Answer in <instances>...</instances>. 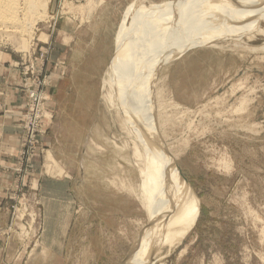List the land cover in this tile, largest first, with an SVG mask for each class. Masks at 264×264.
<instances>
[{
  "label": "rangeland",
  "instance_id": "rangeland-1",
  "mask_svg": "<svg viewBox=\"0 0 264 264\" xmlns=\"http://www.w3.org/2000/svg\"><path fill=\"white\" fill-rule=\"evenodd\" d=\"M184 1L189 8L199 3L198 9L206 0H115L108 6L107 0H51L26 42L20 36L0 37V105L13 102L12 93L24 105L15 167L0 172L7 181L0 185L5 194L0 201V264H124L130 257L126 264H264V19L252 28L247 25L236 41L225 37L218 47H192L154 71L158 100L147 98L148 82L140 93L154 111L146 110L150 124L155 116L159 119V102L168 112L160 115L159 135L146 143L147 149L158 142L162 153L174 152L177 157L169 160L162 155L179 178L172 183L184 185L195 200L191 224L182 233L173 219L187 211L171 180L166 183L161 176L157 198L164 196L170 206L163 238L153 244L159 232L154 237L145 207L150 192L144 196L140 187L145 180L150 189L151 178L142 176L150 157L138 164L128 138L142 135L140 126L135 117L126 119L129 127L123 123V134L114 110L105 107L104 81L131 13L159 11L154 24L150 18L142 27L150 31L170 22L174 16L167 14ZM223 1L235 10L231 2L257 4ZM208 7L199 8L196 28L170 54L191 40H205L209 23L225 31L229 23L236 27L254 19L238 10L235 25L229 9L216 13ZM185 14L196 17L188 9L174 21ZM158 28L155 34L167 52L165 29ZM36 109L40 114L28 130L27 115ZM41 174L70 180L61 185L60 201L43 199L45 186L34 177ZM49 187L52 193L60 191V185ZM156 205L153 214L160 222L164 208Z\"/></svg>",
  "mask_w": 264,
  "mask_h": 264
},
{
  "label": "bare ground",
  "instance_id": "bare-ground-1",
  "mask_svg": "<svg viewBox=\"0 0 264 264\" xmlns=\"http://www.w3.org/2000/svg\"><path fill=\"white\" fill-rule=\"evenodd\" d=\"M250 1H255V0H250ZM262 1L264 2V0H262ZM50 3H51V0H0V37L20 36L22 38V40L24 38H27L28 36H29V38H31L32 34H34V32H35L36 25L38 24V22L42 21V18L46 17L44 15L45 14L47 15ZM190 3H192V2H190ZM231 3L233 4V6H236V10L232 9L231 6L228 3H225L223 0H221V1L206 0L202 4H200L199 8H201L203 10H210V7H208V5H211V8H214L216 10V13L218 11L224 12V8L229 9L231 14H232L231 15L232 19H235L234 15L236 13H239L238 12V10H239L242 13L246 12L245 17L254 18V19H252L251 21H246V22L244 21L242 23V25H238L236 27L232 26L229 23L227 26L228 29H226L225 31H224V29L223 30H217V27L214 24L209 23L208 25H210L209 26L210 32L206 33V36L203 35L205 40L198 39L201 41H199L197 43H193L194 41L191 40V44H189V45L187 44L186 48L184 47V49H179V50L176 49L172 54H170V51L175 48L174 45H176V44L179 45V42H181V40H182V36L183 35L186 36V33H189L191 29L196 28V26L198 24L197 18L199 16L198 15L199 8L198 9L194 8L195 6L199 5V3H197V2L193 3L194 6L193 7L191 6L192 8H189V6H190V5H188L189 3H185V1L180 6H178L177 9L174 7L173 10L169 14H167V15L174 16V18L169 20L170 22H168V23H163L164 24L163 29H165V33L163 31V33H164V35H163L164 40L163 41H165L166 44H168V46L170 48V50H168L169 48L167 49L168 50L167 55H166L167 52L166 51L164 52V50H163L164 45L159 43V40L161 38L157 39L159 36H156V34H155V31L159 32V30L157 31L156 29L158 27H159L158 29H160V26H162L163 24L160 26L156 25L154 27L155 28L154 30H150V31H147L148 29L142 30V27L148 23V20L150 18H152V20H151L152 24L155 23L156 17L160 16V13H159V15H157V13L159 11L158 12L151 11V10L149 11L148 8H145V9H138L134 13L132 12L131 13L132 14L131 15L132 20L128 23V25L125 29V33H124L123 38L121 40L120 48L117 52L115 60H114L113 64H111V66L109 67V69L107 71V77L105 78V81H104L105 87H104V93H103L104 102L106 105L105 107L114 110L115 115L113 118L116 121V123L119 125L123 134H127V131L123 130L124 129L123 123L128 126V124L126 123V119L130 120V118H132V119H134V117L136 118L135 120L138 122V125L140 126V131H141L142 135H138L136 133L134 138L130 135L128 137V138L131 137V140H132L130 142V144H132V149L135 152V154H134V156L136 158L135 161L138 164H139V162H145L146 161L145 156L147 157V160H148V157H150V159L152 160V161L150 159H149L150 161L148 160L149 167L144 173H142V176L144 178H151L150 179L151 180L150 189H148V183L149 182H147L145 180L141 181L140 187L142 189V192L144 193V196L146 195V193L150 192V194H149L150 198L148 199V197H147L148 201L145 203V207H146V211H147L148 215L151 216L150 218L154 222L153 227H152L153 228L152 231L155 232L154 237L159 232V234L155 238L153 244H156V243L158 244L159 240H161L163 238L164 230H162V229L165 226V222H166V218H167L166 212L170 206V201H167V202L164 201L165 200L164 196L161 195V196H159V198H157L158 185L160 184V181L163 178L166 179V181H165L166 183H170V180L172 183V180H174V179L176 180L179 178L175 174V172H173L172 170L169 169L167 162L163 158L164 155H165L164 157L167 160H169L173 156H174V158L177 157L176 155H174V152L172 154V151L165 150L162 153L161 148L158 147L159 146L158 142H157L158 145L155 142L152 143L151 145H149L150 146L149 149H147V147H146V143L150 142L152 140L153 136L155 137V136H157V134L159 135V122L161 120L160 115L161 116L162 115H168V112L165 109L163 110V106L160 105V102L158 101L159 104H157L158 102L156 103L158 105V108L156 110L158 111L157 115H158L159 119L155 116V114L157 112L156 111L155 114H153L155 116L153 121L156 120V121H154L156 123V126H155V123H153V122L150 124L151 119H150V117L148 118L150 113L148 114V116H146V114L149 112L146 110L151 109L152 112H154V111L150 106H149L150 107L149 108L147 105H144L145 102L143 100V94L140 95V93L141 92L143 93V87H144L145 83L148 82L149 83L148 84L149 89L145 92L147 98L155 97V99L158 100L160 94L158 93L157 87H156V89H153L154 86H153L152 74L154 73V71L155 72L158 71L162 67L161 65H163V64L166 65V64L170 63L171 61H173L174 58H176L177 56H180L181 54H183L185 51H187L188 49H190L192 47L203 46V45L209 46V44H212L211 47H218L219 44H221L223 42V39L225 37L229 38L228 40H233V41L235 40L236 41L237 38H239V36L242 37L240 35V33L246 29L247 25L251 24L249 28H252L253 25H255V23L257 21L264 19V16L261 18V13L264 12L263 11L264 7L257 0H256L257 4H253V3L251 4V3L243 2V1L231 2ZM252 7L254 10L252 9ZM260 7H261V9H260ZM188 9H190L191 11L196 13V17H191L189 15H186V14H188V12H187L185 14V17L184 18L182 17L183 19L181 18L178 21H174V19L181 16V14L184 15V12L188 11ZM200 12H203V11L201 10ZM255 12H258V13H255ZM208 14H210V11H208L205 14V16H207ZM256 14H258V15L255 16ZM262 15H264V13ZM225 16L226 15L224 14V17ZM216 17H215V19H216ZM219 17H221V16H219ZM160 19H161V17H160ZM220 19H222V18H220ZM236 21H237V19L233 20L232 22L236 25L238 23V22L236 23ZM221 27H223V26H221ZM230 27H232V28H230ZM162 30L160 29L161 32H162ZM223 31H224V33H222ZM216 32H218V34H216ZM214 34H216V35H214ZM244 34H246V33L244 32ZM209 38H212V39L210 40ZM23 42H26V40H23ZM161 43H162V40H161ZM184 43H185V41H184ZM24 45H26V44H24ZM221 45H223V44H221ZM225 46H227V45H225ZM220 48H224V46H220ZM165 50H166V48H165ZM164 53H165V55H164ZM167 56H170V57L168 59H166ZM157 85H158V83H157ZM134 89L138 90V93H136V95L135 94L132 95V91ZM131 95H132V97H131ZM127 99H129V100L127 101ZM149 104L151 105V101L149 103V100H148V105ZM147 107H148V109H147ZM151 115H152V113H151ZM148 120H149V122H148ZM131 122L134 124L133 121H131ZM153 126L156 127V129ZM153 128L155 129L154 133H153V131H151V130H153ZM150 133H151V135H150ZM136 138L139 140L140 143L136 142ZM141 144L143 145V147L141 146ZM126 145L127 144H125L124 146L127 148ZM158 154L160 156L159 158H158ZM153 160H154V162H153ZM157 166H161V171L156 172L155 168ZM168 174H170V175H168ZM161 176L163 178H161ZM172 186H173L174 190L177 191L176 195L178 196V201L180 202L181 207L183 208V210L187 211L186 212L187 216H183V217L178 216V217H180V220L178 218L173 219L174 220L173 227L178 226L179 233H182L186 229V227H188L189 224H191L190 222H191V219L193 216V210L196 208V204H195V200H193L194 198H192V200L189 199V197H188L189 191L185 188L184 185L179 184V186H178L177 184L174 185L172 183ZM165 190H166V187L164 186L162 191L164 192ZM156 198H157V201H156ZM143 199H145V197ZM156 203H159L164 208V212L162 215L164 218L160 222H158L159 219L156 217V215L153 214L154 211L157 212L158 206L156 205ZM182 224L184 225V227L182 226ZM182 228H184V230H182ZM152 231L150 230L151 233H152ZM167 235H168V237L169 236L171 237V234L169 232L167 233ZM145 236H148V235H145ZM177 242H178V238H177ZM140 243L141 244L139 245V247L142 244H144L143 242H140ZM167 244H169V243H167ZM151 248H150V250H151ZM137 249L135 251H137ZM167 250H169V249H167Z\"/></svg>",
  "mask_w": 264,
  "mask_h": 264
},
{
  "label": "crops",
  "instance_id": "crops-1",
  "mask_svg": "<svg viewBox=\"0 0 264 264\" xmlns=\"http://www.w3.org/2000/svg\"><path fill=\"white\" fill-rule=\"evenodd\" d=\"M165 1H175V0H165ZM109 3H115V0H107V3L104 4L108 6ZM103 6V7H105ZM119 19L117 20L115 30L116 32L119 29L121 21L123 19L124 13L117 14ZM121 18V19H120ZM11 98L13 102L9 104L0 105V172L1 170L12 169L15 167V156L19 150L21 139H22V129L21 124L23 121V107L24 105H20V100L17 96ZM24 103V102H23ZM61 160V159H59ZM61 164L62 162L59 161ZM35 180L40 186H45L40 192L43 199H46V196L53 201H60L63 197L61 191V185L64 183H70L68 178H54L47 177L44 174L35 175ZM6 180L3 182L0 178V185H5ZM52 185H60L59 192H50L49 186ZM49 190V191H48ZM5 199V194L0 193V201L3 202Z\"/></svg>",
  "mask_w": 264,
  "mask_h": 264
},
{
  "label": "built area",
  "instance_id": "built-area-1",
  "mask_svg": "<svg viewBox=\"0 0 264 264\" xmlns=\"http://www.w3.org/2000/svg\"><path fill=\"white\" fill-rule=\"evenodd\" d=\"M32 98L35 99V100L39 99V98H37L36 96H33V95H32ZM39 114H40V110L36 109V110H32L31 113L27 115V129L28 130H30V128L32 126H34L35 120H36V118H37V116Z\"/></svg>",
  "mask_w": 264,
  "mask_h": 264
},
{
  "label": "water",
  "instance_id": "water-1",
  "mask_svg": "<svg viewBox=\"0 0 264 264\" xmlns=\"http://www.w3.org/2000/svg\"><path fill=\"white\" fill-rule=\"evenodd\" d=\"M194 49H196V48H194ZM190 50H192V49H190ZM188 51H189V50H188ZM186 52H187V51H186ZM163 65H164V64H163ZM163 65H161V66H163ZM161 66H160V67H161ZM151 225H152V224H151ZM133 253H134V252H133ZM133 253H132V254H133ZM131 256H132V255H131ZM130 258H131V257H130ZM130 258H129V259H130ZM129 259H128V260H129ZM128 260H127V261H128ZM127 261H126V262H124V264H126V263H127Z\"/></svg>",
  "mask_w": 264,
  "mask_h": 264
}]
</instances>
